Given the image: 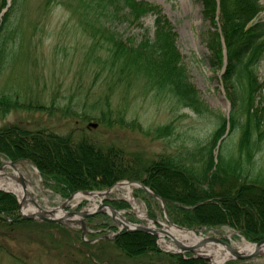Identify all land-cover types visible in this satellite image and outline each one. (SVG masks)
Returning <instances> with one entry per match:
<instances>
[{"label":"trees","instance_id":"trees-1","mask_svg":"<svg viewBox=\"0 0 264 264\" xmlns=\"http://www.w3.org/2000/svg\"><path fill=\"white\" fill-rule=\"evenodd\" d=\"M26 1L0 0V166L2 158L16 163L29 161L38 168L44 183L64 198L78 191L109 190L124 180L141 182L165 200L170 221L181 227L202 230L228 225L250 242L263 241L264 175L253 173L255 158L264 145V83L259 77L264 60V21L258 16V0H197L208 19H220V31H211L207 43L214 70L226 68L223 83L232 111L228 118L218 114L217 128L198 152L189 150L184 157L162 155L158 159L113 146L106 148L72 134L30 129L21 123L3 124L14 111L46 110L23 98L26 88L19 83L21 78L10 79L7 84L2 81L5 70H11L24 48L21 13ZM54 1L48 0L46 5L50 7ZM59 3L72 13L91 41L87 59L98 66L108 83V100L115 91L129 93L142 82L146 92L171 95L198 114H214L189 78L177 46L178 33L161 6L148 0ZM148 16L155 19L153 28L140 37H125L115 29L120 23L142 25ZM92 107L96 109L97 104ZM84 115L85 119L96 118L89 112ZM103 117L111 121V116ZM141 125L137 120L130 123L134 129L142 130ZM159 130L167 134L171 127ZM235 130L240 132L237 149L225 155L227 137L222 138ZM217 146L215 169L219 171L215 172ZM112 204L117 209L129 207L124 201ZM94 217L88 220L93 222ZM33 225L61 228L56 223L23 218L17 196L0 190V230L7 227L13 232ZM113 244L128 258L149 254L168 256L173 264H211L191 254L165 253L157 237L145 232L122 231Z\"/></svg>","mask_w":264,"mask_h":264},{"label":"rangeland","instance_id":"rangeland-1","mask_svg":"<svg viewBox=\"0 0 264 264\" xmlns=\"http://www.w3.org/2000/svg\"><path fill=\"white\" fill-rule=\"evenodd\" d=\"M47 1H26L21 13L25 32L24 48L17 56L15 65L11 70H5L2 78L6 84L10 79L21 78L19 83L26 88L25 92L23 90V98L34 100L46 107V110L14 111L3 121L4 125L21 123L30 129H49L62 135L72 134L76 139L86 138L106 148L113 146L132 154L141 153L147 159H158L162 155L184 157L189 150L198 152L217 128L218 114L226 118L231 114L232 104L227 98L223 83L225 68L214 70L207 43L211 31H220V19L216 18L215 22L208 19L202 4L197 0L148 1L161 6L174 25L178 33L177 46L185 58L189 78L214 114H198L190 108H184L171 95L153 90L146 92L142 82L136 84L129 93L123 89L115 91L108 100V83L99 74L98 66L87 59L91 41L83 32L81 24L59 3L62 0H55L50 7L46 5ZM258 3V16L264 21V0H258ZM154 20V17L148 16L143 19L142 25L120 23L115 25V29L125 37H133L135 34L140 37L147 29L153 28ZM1 21L0 18V23ZM259 77L264 83V60L260 65ZM108 101L110 106L107 105ZM95 104L96 109L92 107ZM85 112L96 118L85 119ZM103 116H111V121L104 120ZM122 117H125L124 124L121 122ZM135 120L142 124V130L130 126ZM91 124H97V127ZM166 126L171 127L169 133L160 134L159 129ZM239 137V130L228 134L223 151L225 155L236 151ZM218 148L219 146L214 151L215 172L219 171L215 169ZM9 162L2 158V164ZM16 166L24 172L40 205L46 210H56L59 213L61 206L66 204L68 212H96L103 204L113 205L112 202L124 201L129 207L118 210L124 212V217L131 223L148 225L151 221L157 227H162L161 223L173 225L160 200L142 188L129 191L128 181L109 190L106 197H97L96 201L74 199L79 192L67 201V198L44 183L37 167L32 163L20 161ZM4 169V172L16 175L12 167ZM253 173L264 175V145L255 158ZM171 184L176 186L173 180ZM12 193L20 202L19 196L13 191ZM133 200L137 202L139 210L134 208ZM19 204L20 211H23L22 203ZM106 211H109L108 207L97 214L93 222L74 216L76 221L70 224L56 223L61 228H40L33 225L23 226L13 232H9L7 227L1 229L0 264H173L168 256L148 254L137 258L126 257L114 246L117 230L110 228L114 226L120 230L121 227ZM142 214L148 219L140 218L139 215ZM195 232L204 239H220L230 246L234 242L247 240L228 225L203 228ZM169 241L172 242L170 239ZM247 242L256 244L249 240ZM158 245L163 251H169L167 244L159 238ZM197 253L196 251L192 255L197 256ZM207 260L211 264H217L215 256ZM225 264H264V255L249 261L230 258Z\"/></svg>","mask_w":264,"mask_h":264},{"label":"bare ground","instance_id":"bare-ground-1","mask_svg":"<svg viewBox=\"0 0 264 264\" xmlns=\"http://www.w3.org/2000/svg\"><path fill=\"white\" fill-rule=\"evenodd\" d=\"M6 167H11L9 164L6 165ZM5 170V169H4ZM0 171V187H5L6 189L13 191L19 196V199L23 206V212L26 214H33L35 212H38L39 209L35 206L34 203H32V200H36L40 204V200L37 198L35 191L33 187H31V184L24 174V172L18 167V170L16 171V175L8 174L6 172ZM20 177H23L27 184V191L23 190L22 185L19 181ZM8 180L7 182H4L3 180ZM135 188H141L140 184H130L128 185L129 191H132ZM105 194L100 193H93L90 195H85L83 193H79L75 196L74 199L80 201L82 199H88L91 201H96L97 197L104 198ZM132 202V199H129ZM133 206L136 210H139V206L137 205V202L133 200ZM96 203V207H97ZM94 210V209H92ZM58 218H61L64 216V212L59 210L58 211ZM121 214H117L115 216V219L120 222V227L124 228L126 226H130L133 228V223L128 224L127 222H124L122 216L124 217V212H120ZM142 219H148V217L145 214L139 215ZM139 225V224H138ZM150 225L153 229L158 230L159 239L161 242L167 244L168 249L172 251H178L180 250L177 246H175L173 241H178L182 245L186 246H194L195 250L203 254L207 257L215 256L217 261V264H225L230 258L233 257V254L230 250V247L221 243H217L215 241H208L206 243H203L204 238L201 236H198L195 231L192 230H185L181 229L175 225H167L165 223H161L163 231L159 230V227H157L155 224H153L150 221ZM135 232V231H133ZM172 240L171 241H169ZM232 248L237 249L239 252L243 254H251L254 251L258 250L259 248L255 244H251L247 242V240H242L238 243H233ZM262 255H264V245L261 246L259 249Z\"/></svg>","mask_w":264,"mask_h":264},{"label":"water","instance_id":"water-1","mask_svg":"<svg viewBox=\"0 0 264 264\" xmlns=\"http://www.w3.org/2000/svg\"><path fill=\"white\" fill-rule=\"evenodd\" d=\"M91 126L93 127H97V124H91ZM10 165L17 169L15 163H10ZM5 165L1 166L0 167V171H2L4 169ZM23 189L25 191H27V184H26V181L23 177H20L19 179ZM144 186V185H143ZM146 187V186H144ZM2 189V188H0ZM4 190V189H2ZM85 194H93V192H89V191H84ZM160 198V197H158ZM32 203H34L36 205L37 208H39L40 212H35L33 214H24L23 216L28 218V219H32V220H41V221H48V222H55V223H61L63 221V218H58V217H54V211H47L45 209H43L36 200H32ZM104 207H108L110 208L111 210V215L112 216H116L117 214H121L120 211H118L114 206L112 205H109V204H104L102 205L96 212H68L67 213V216L66 217H74L75 215H78V216H81L83 218H88V217H91V216H94L95 214L99 213V212H102L104 211ZM65 206L62 207V209L64 210ZM123 220L124 222H127L128 224H132L131 222H129L125 217H123ZM65 219V218H64ZM82 222H84L82 220ZM120 224V222H118ZM133 228H131L130 226H126L125 227V231L127 232H133V231H139V232H145V233H149V234H152V235H156V236H159L158 235V230L156 229H153L152 227L150 226H144V225H138V224H134L133 223ZM160 231H163L162 228H159ZM208 241H216V242H220L224 245H227L230 247V250L234 256L235 259H239V260H252L258 256L261 255V252L259 251V249L261 248L262 245H264V240L257 243V247L259 248L258 250L254 251L253 253L251 254H243L241 252H239L238 250H236L235 248H232L230 246V244H228L227 242L223 241V240H218L216 238H207L205 240H203V243H206ZM175 243L176 245L181 249V251H176V253H183V252H194L195 251V247L194 246H186V245H182L180 244L178 241L175 240ZM200 257H205L204 255H199Z\"/></svg>","mask_w":264,"mask_h":264}]
</instances>
